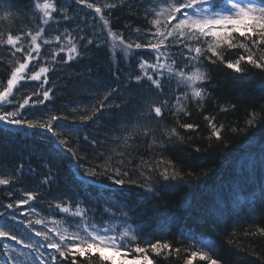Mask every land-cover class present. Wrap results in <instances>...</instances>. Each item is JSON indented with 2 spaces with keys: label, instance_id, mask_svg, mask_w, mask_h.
I'll list each match as a JSON object with an SVG mask.
<instances>
[{
  "label": "trees",
  "instance_id": "16d2710c",
  "mask_svg": "<svg viewBox=\"0 0 264 264\" xmlns=\"http://www.w3.org/2000/svg\"><path fill=\"white\" fill-rule=\"evenodd\" d=\"M37 2L43 0H0V37L6 40L8 34L22 35L21 42L27 48L31 39L27 33H34L40 26V13L35 10ZM52 2L58 11L53 13L54 21L43 34V38L52 43L42 44L37 68L53 67L51 54L61 47L55 42V36L64 33L65 29L76 37L74 42L78 41L82 56L67 64L54 65L55 70L48 74L46 85L53 89L52 98L45 105L31 108L28 118L44 115L47 118L53 114L66 116L67 119L58 121L57 128L63 129L60 138L81 157L78 163L102 167L111 157L112 167L129 171L130 176L125 179L137 183L126 189L132 193L127 197V207L117 204L118 200L125 199L119 188L114 198L106 195L102 203L97 191L99 186L82 184L80 174L83 170L78 172L73 166L77 161L70 162L71 153L61 151L56 143L41 144L30 135L25 136L24 130L12 128L7 133L0 132V178L10 176L21 165L24 166L23 175L16 173L17 180L9 186H0V200L7 199L12 203L26 199V192H33L38 197L30 202L39 212L35 216L45 220L46 217L64 216L56 209L57 203L69 205L74 210V201L79 200L81 207L90 209L89 215L93 212L97 217L103 214L104 220L108 217L105 209H109V205L113 206L109 209L111 212L117 206L121 207L129 211L130 223L151 242L167 241L171 245L160 255L146 249L153 264H185L191 258V252L197 248L190 246L191 241L183 239L181 233L195 235L212 244L210 255L218 264H264V234L260 232L264 229V69L256 68L246 60L241 62L242 73L227 68L228 61L235 62L239 56H247L248 53L240 48H225L223 63L207 53L211 60H216L211 63L201 57L199 64L208 76L200 85L207 95L202 103H198L189 94L183 106L188 114L177 113L174 108L176 90L172 87L162 83V88L156 89L146 78L140 84L129 80L130 75H140L139 60H148L151 50H137L128 60L119 53L113 56L108 43L96 46L100 43L97 36L102 22L92 10L76 5L75 0ZM88 2L102 8L110 3L120 5L106 10L105 14L110 11L113 31L126 39L131 37L133 41L147 44L149 30L155 31L150 23L154 16L145 11L151 5L145 0H132L131 4L127 0ZM61 8L67 10L69 20L62 18ZM136 29L140 30L139 37ZM234 35L244 40V37ZM80 36L91 38L94 43L84 49L87 39L79 41ZM102 38L107 41L106 30H103ZM63 44L67 47L66 40ZM259 48L264 49V44ZM13 51L7 45H0V90L7 86L16 59L22 61V55L16 53L14 57ZM252 51L253 58L259 60V51L255 48ZM65 54L61 52L57 59L62 61ZM253 86L257 92L253 91ZM39 87L40 82L26 81L16 95L22 100ZM113 88L117 91L104 101L112 107H105L92 119L81 122V116L91 115L93 108H100L103 97ZM164 102L162 116L156 117L152 108ZM253 113L257 114L255 126H249L247 120ZM206 116L218 127L224 125L220 140L211 136ZM186 123L197 127L185 129L181 125ZM173 128L177 135L169 137L167 133ZM161 160L171 161L173 167L169 172L175 170L183 179L165 181L160 173L167 165L160 163ZM149 164L152 170H149ZM46 178L51 183L45 182ZM104 183L110 182L105 179ZM145 183L156 189L155 194L147 193L139 186ZM209 186L221 194L215 195ZM205 190L210 194L202 199ZM172 192L178 194L173 196ZM28 208L29 205H24L19 211L27 212ZM220 217L230 225L222 235L211 226L221 221ZM129 251L133 256L137 255L134 250ZM90 253L86 250L85 257L77 254L76 264H109L102 257H112L111 264H120L108 252H97L93 248ZM58 264H73V257L58 259ZM192 264L209 262L197 256L192 258Z\"/></svg>",
  "mask_w": 264,
  "mask_h": 264
},
{
  "label": "snow or ice",
  "instance_id": "6c2138e0",
  "mask_svg": "<svg viewBox=\"0 0 264 264\" xmlns=\"http://www.w3.org/2000/svg\"><path fill=\"white\" fill-rule=\"evenodd\" d=\"M129 4L132 0H127ZM151 5L146 9V14L154 16L150 23L155 29L154 32L149 30V42L144 44L142 42L133 41L131 37L126 39L122 34L113 31L111 27L110 11L105 14L106 10L115 9L120 6L116 3L105 4L103 8L95 3H90L88 0H75L76 5H83L87 9L94 12L99 20L102 22V29L97 39L100 41L96 46L108 43L111 54H122L123 57L130 59L137 50L149 49L155 56L154 62H149L147 59L141 58L138 63L140 75L129 76V80H134L140 84L145 78L150 82L151 86L156 89L162 88V81L167 74L168 79L175 78L178 86H184L191 90V99L198 103H202L207 95L205 89L197 85L203 83L208 79L206 70L197 66L201 62V57L209 59L211 63H216V60L224 62L223 50L240 48L247 54L239 56L235 61H228L226 66L236 73L244 72L241 66L242 61H247L248 64L256 68L264 69V49H260L259 45L264 44V0H145ZM35 10L40 13L39 30L28 32L27 35L31 37L27 48L21 42L22 35L13 36L7 35V39L0 37V45H7L13 49L12 55L15 57L16 53L22 55V61L17 58L16 66L12 68L10 78L7 80V86L0 90V132L7 133L9 129L15 128L24 130L25 136H31L33 140H39L41 144H58L61 151L71 153L70 162L77 161L73 164L77 171H83L80 174L82 184L90 187H97L101 202H105L104 197L107 195L114 198V193L117 188L122 190L124 200H118L117 204L127 207V197L132 193L127 191V187L135 185L137 181L127 180L130 172L122 170L121 167H112L111 157L101 167L89 165L85 166L78 163L81 159L73 148L67 146V141L61 137L62 128H57L60 119H67L66 116L51 115L46 118L38 116L37 119L28 118L29 110L39 105H45L51 97L52 88L46 87L49 83V73L55 70L54 65L57 63L67 64L69 61L75 60L82 56L78 51V41L68 29L64 33L55 36V42L61 47L58 51H53L51 54V63L53 67L39 66V58L41 56L42 44L48 45L52 41L44 39L43 34L47 26L54 21L53 13L57 12V5L52 0H43L42 3H35ZM62 18L69 20L67 10L61 8ZM175 21V23H173ZM58 22V21H57ZM103 30L107 31V41L103 37ZM83 31V29H81ZM137 37L141 35L140 30L136 29ZM234 34L239 37H244L241 41ZM95 35V34H94ZM255 37V39H253ZM87 39V43L83 45L87 49L89 45L94 43V40L85 36H80L79 41ZM63 40L67 41V47L63 44ZM250 41V43H249ZM173 46L182 49L179 52L185 61L184 68L177 70V59L175 54L170 50ZM257 49L260 53L259 60L254 59L252 49ZM187 49V51H183ZM61 52H65V58L60 61L57 59ZM211 53L216 60H211L207 56ZM171 61V62H169ZM115 63V61H113ZM47 63V62H45ZM192 65L193 70L186 72L185 68ZM118 67V64H117ZM151 70V71H149ZM119 79V77H117ZM26 81L40 82V87L23 96L22 100L17 97L16 92ZM117 91L113 88L105 94L100 103V108H93L91 115H83L80 117L81 122H86L92 119L101 109L105 107H112L106 105L104 101ZM42 96V98H41ZM183 98L187 99L188 94L184 93ZM178 100L180 97L177 98ZM9 106L10 109H9ZM119 107V105H116ZM166 102L152 108L156 117H161ZM177 113H184L187 111L183 106H177ZM257 114H251V118L247 120L249 126H255ZM211 128V136L217 140L221 139L222 129L213 122V119L205 117ZM185 129H195L197 125L186 123L181 125ZM233 131H236L233 129ZM243 131V130H241ZM50 134V135H49ZM169 137L177 135L175 128L167 133ZM87 140V137H85ZM199 151V149H197ZM123 155V153H120ZM123 161H121V164ZM142 163L147 164V161ZM166 167L160 173L165 181L183 179L179 172L173 170L171 173L169 169L172 166L171 161H163ZM24 166L14 169L10 176L0 178V186H9L18 177L16 173L23 175ZM149 170L152 166L148 165ZM143 175V172L141 173ZM109 181L105 184L104 180ZM45 182L51 183V180L46 178ZM145 189V192L155 194L154 187L145 184L139 185ZM11 196L12 193L8 192ZM26 199H17L12 203L0 205L3 211H0V250H2L5 259L0 260V264H25L20 257H25L24 250H28L29 264H58L59 260L67 259L69 256L73 257V264H76L75 256L78 254L85 257L86 250L88 254L90 250L95 248L97 252L101 249H107L113 253L120 255V260L123 264L128 260L129 249L135 251L137 255L131 257L128 264H153L152 259L146 253V249H150L153 254L160 255L165 250L171 248L167 242H151L148 236L141 234V232L129 225V211L123 210L121 207H116L114 212L109 211L113 206L109 205V209H105L108 213V219L104 220L103 214L99 217L93 212L89 215V208H83L80 201L76 200L75 208L69 205L61 206L60 203L55 205L60 213L64 214V227L61 229L57 227L61 221L55 219L51 220L53 227H48V223L43 218L29 220L24 222L20 217L29 215H39L38 210L31 206L30 202L36 200L38 197L33 192H26ZM24 205H29L27 212L19 211ZM19 211V217L17 212ZM78 218V219H76ZM42 225L43 229H36L33 225ZM18 225H23L27 231L22 232ZM261 234H264V229H260ZM38 237L39 239H34ZM183 239L191 241V245L196 247V251L191 252V258L185 261V264H192V258L199 257L200 260H207L209 264H218L216 259L212 258L213 245L205 240L198 239L195 235L181 233ZM19 245V248L13 247ZM143 245V246H142ZM51 250V251H47ZM15 253V255H13ZM143 254V255H141ZM111 264L112 257H102Z\"/></svg>",
  "mask_w": 264,
  "mask_h": 264
},
{
  "label": "rangeland",
  "instance_id": "374dc122",
  "mask_svg": "<svg viewBox=\"0 0 264 264\" xmlns=\"http://www.w3.org/2000/svg\"><path fill=\"white\" fill-rule=\"evenodd\" d=\"M173 23H175V21H173ZM181 49H182V46H180V47L173 46V48L170 50L173 54H175V58L177 59V62H178L177 63V70L179 68H184L185 63H187L185 61L184 57L179 55V52H180ZM183 51L186 52L187 49H183ZM148 60H149V62H154L155 61V56H154V54L152 52H150V56H149ZM169 62H171V61H169ZM197 66H199V65H197ZM192 70H193L192 65H189L187 68H185L186 72H191ZM163 81L166 82L168 85H172V86L175 85L177 87V88H174V89H176V91H175L176 102H175L174 108H177V106H181L183 104V102L186 101V99L183 98V94L184 93H187L188 95L191 94V90L190 89H187L184 86H178V84H177V82H176L174 77L172 79H168L167 78V74H165V79ZM200 85H201V83L198 84L197 86L200 87ZM178 97H180L179 100L177 99ZM10 107L11 106H9V109H10ZM18 214H19V212H18ZM20 219H23L24 222L27 223L29 220H35V219H39V218L37 216H35V215L27 214V215L21 217ZM52 219H55L57 221H61V223H59L57 225V227H60L61 229L64 227L63 218L59 217V218H52ZM51 220L46 221L48 223V227H53V224L51 223ZM128 226L132 227L130 225V223H129ZM18 227L21 229L22 232L27 231V229H24V227H20V226H18ZM33 227L36 228V229H43L42 225H39V226L33 225ZM132 228H134V227H132ZM43 230H46V229H43ZM34 239H39V238L38 237H34ZM9 243L13 244V247H16V248L20 247L19 245H15L14 242L9 241ZM0 248H2V246H0ZM101 250L109 251L107 249H101ZM24 251L26 253V256L25 257H20L19 259L23 260L25 262V264H29V260L27 258L28 257V250H24ZM47 251H51V250H47ZM129 254H130V251H129ZM13 255H15V253H13ZM115 256L117 257L118 261H121L119 254H116ZM3 259H5V257L3 256L2 250H0V260H3ZM130 260H131V256L129 255L128 260H125L123 263L128 264V261H130Z\"/></svg>",
  "mask_w": 264,
  "mask_h": 264
},
{
  "label": "bare ground",
  "instance_id": "6f19581e",
  "mask_svg": "<svg viewBox=\"0 0 264 264\" xmlns=\"http://www.w3.org/2000/svg\"><path fill=\"white\" fill-rule=\"evenodd\" d=\"M162 83L163 84H165L167 87H172L171 89H173V90H176V89H174V88H177L175 85L174 86H172V85H168L166 82H164V81H162ZM262 88H264V87H262ZM253 91L254 92H257V89H256V86H253ZM181 106H184V102H183V104L181 105ZM209 189H211L210 188V186H209ZM211 190H213L214 192H215V195H217V196H219L220 194H221V191H219L218 189H211ZM176 194H178V192H172L171 193V195H176ZM209 194H210V191L209 190H205V193L204 194H202L201 195V198L202 199H206V198H208L209 197ZM11 201H9V200H7V199H2V200H0V205H6V204H8V203H10ZM0 208H2L3 209V207H0ZM221 218V217H220ZM204 220V222L206 223L207 222V220L206 219H203ZM211 225V224H210ZM213 228H215V230L220 234V235H222L225 231H228V229H230V225L229 224H227L226 223V220H222V218H221V221H219V222H217L216 224H214V226L213 225H211ZM218 228V229H217ZM236 239L237 240H239L238 239V237H236Z\"/></svg>",
  "mask_w": 264,
  "mask_h": 264
}]
</instances>
